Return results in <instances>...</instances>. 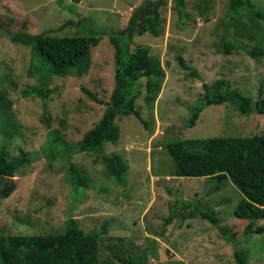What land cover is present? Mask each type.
<instances>
[{"label":"rangeland","instance_id":"374dc122","mask_svg":"<svg viewBox=\"0 0 264 264\" xmlns=\"http://www.w3.org/2000/svg\"><path fill=\"white\" fill-rule=\"evenodd\" d=\"M140 1L0 0V145L12 156L38 153L12 177L15 190L0 198V235L57 233L72 217L85 233L97 236L93 264H122L118 257L134 264H236L233 243L200 217L195 210L200 206L212 209L218 225L246 251L249 264H264V230L244 232L250 219L233 214L242 197L234 183L214 176L173 175V160L164 147L174 139L264 136V115L242 114L229 101L206 106L194 126L184 125L192 105L204 95L203 83L225 79L232 89L252 98L261 88L264 98V56L246 52L264 49V0H243L233 13L230 0H183L184 18L177 0H154L161 32L135 36L130 50L144 46L160 60L165 70L161 91L152 105L147 104L146 78L139 76L106 123L121 80L108 33L125 27ZM20 31L100 36L90 48L85 73L47 78L43 89L48 91L50 127L42 119L41 98L25 94L41 84L38 73L28 74L31 47L12 41ZM176 57L198 77L181 68ZM104 126L102 143L86 144L90 131ZM50 130L65 145L87 146L80 152L67 147L50 159L41 151L51 141ZM6 180L0 177V188ZM182 202H189L184 212ZM189 211L193 217L180 216ZM169 214L173 218L165 225ZM252 221L253 228L264 227V218Z\"/></svg>","mask_w":264,"mask_h":264},{"label":"trees","instance_id":"16d2710c","mask_svg":"<svg viewBox=\"0 0 264 264\" xmlns=\"http://www.w3.org/2000/svg\"><path fill=\"white\" fill-rule=\"evenodd\" d=\"M79 1V0H75ZM183 0L176 1V7L180 18L186 16L183 8ZM243 0H230L231 13L237 12L243 6ZM162 19L159 4L154 0H141L128 17L125 27L117 31H110L108 38L114 49L115 71L119 73L118 80L112 94L113 106L106 117L105 122L110 123L115 111L119 110L123 98L129 96L131 84L139 76H145L144 101L152 105L158 97L165 76L160 60L149 53L147 47L139 46L134 51L130 50L132 39L146 32L157 36L162 29ZM100 36L97 33H83L64 36H52L45 32L28 33L18 32L12 37L13 42L29 45L32 57L28 68V74H39L41 86L32 88L25 94L39 96L42 101V119L50 127V112L48 107L47 78L53 75H69L73 71L83 74L90 65V48L99 43ZM246 50V49H245ZM252 57L264 56V49L255 48L246 50ZM179 66L189 70L190 75L198 77V74L186 65L181 57H176ZM204 95L191 107L189 115L184 123L186 127L195 124L201 111L209 105L232 102L242 114L257 113L264 115V98L262 89L256 98L244 95L229 86L225 79H216L211 83H203ZM92 98L93 94L82 87ZM125 102V101H124ZM136 117H140L138 110ZM146 125L147 122L139 118ZM148 127V124L146 125ZM105 126L102 131H90L89 146L100 145L106 137ZM49 143L41 148L50 159H54L67 147L78 152L84 150L87 145H65L59 140L58 135L48 131ZM167 154L173 162L175 176L198 177L214 176L218 180L229 178L242 197L236 204L233 214L237 218H248L245 225V233H260L264 227L253 228V219L264 218V136H212L199 139H174L164 145ZM38 155L29 151H21L17 155H10L5 145H0V177L4 181L0 188V198L8 197L16 188L12 181L18 168L31 163ZM121 170L125 165L121 164ZM71 172L77 176L79 183L83 179L72 165ZM181 207L186 211L189 202H182ZM200 217L215 224L219 231L234 245L233 256L236 264H249L246 251L237 246L235 239L228 231L219 226L218 219L212 209L195 207ZM182 218L193 217L194 212L189 211L180 214ZM173 215L169 214L164 219V224L170 223ZM98 258L97 236L85 233L72 217L68 218L64 228L57 233L34 235H0V264H93ZM122 264H134L131 261L118 257Z\"/></svg>","mask_w":264,"mask_h":264}]
</instances>
